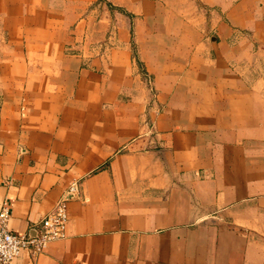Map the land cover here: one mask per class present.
<instances>
[{"label": "crops", "instance_id": "obj_1", "mask_svg": "<svg viewBox=\"0 0 264 264\" xmlns=\"http://www.w3.org/2000/svg\"><path fill=\"white\" fill-rule=\"evenodd\" d=\"M63 197L14 264H264V0H0V209Z\"/></svg>", "mask_w": 264, "mask_h": 264}, {"label": "built area", "instance_id": "obj_2", "mask_svg": "<svg viewBox=\"0 0 264 264\" xmlns=\"http://www.w3.org/2000/svg\"><path fill=\"white\" fill-rule=\"evenodd\" d=\"M67 193H79V185L72 182ZM12 212L7 204L0 209V264H14L24 251L36 256L45 251L47 245L67 236L69 222L68 200L63 197L54 208L48 212L35 227V235L20 234L9 226Z\"/></svg>", "mask_w": 264, "mask_h": 264}]
</instances>
